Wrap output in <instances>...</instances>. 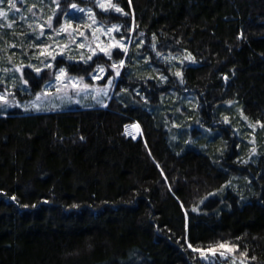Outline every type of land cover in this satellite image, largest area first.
<instances>
[{
  "label": "trees",
  "instance_id": "obj_1",
  "mask_svg": "<svg viewBox=\"0 0 264 264\" xmlns=\"http://www.w3.org/2000/svg\"><path fill=\"white\" fill-rule=\"evenodd\" d=\"M87 1L59 0L57 14ZM111 1L122 11L95 14L144 40L112 51L124 66L106 104L0 112V264H264V148L248 158L250 128L239 136L243 120L221 110L264 125V0ZM167 54L194 62L167 70ZM99 64L113 73L102 53L58 55L25 65L29 90L20 79L12 90L29 98L60 67L88 78Z\"/></svg>",
  "mask_w": 264,
  "mask_h": 264
},
{
  "label": "rangeland",
  "instance_id": "obj_2",
  "mask_svg": "<svg viewBox=\"0 0 264 264\" xmlns=\"http://www.w3.org/2000/svg\"><path fill=\"white\" fill-rule=\"evenodd\" d=\"M90 1H87L83 6L74 3L69 7L68 13L59 15L57 14L59 0H16L15 8L11 9L10 0H0V10L7 12V17H0V97H2L0 99V112H6L17 107L23 110L37 111L68 108L77 105L106 104L107 99L114 91L119 72L124 66V63L121 64L124 58L112 57V51L118 48L123 52L122 55L126 56L131 42L142 40V44L144 38L140 33L133 35L129 25L126 29H123L120 23H108L106 19L99 18L93 11V5L102 9L99 7V3L106 2V0ZM111 8L116 11L115 7ZM9 25L11 26L9 27ZM4 43H7L6 48L11 47L8 55H5ZM22 44L32 46V50L28 55L31 58V60H28L29 62H25L26 60L17 55L21 54L20 52L24 48ZM20 45L22 49L18 51L14 46ZM142 48L143 45L140 46L139 50L141 51ZM99 53L111 58V65H115V67L114 65L112 67V74L106 75L105 65L103 64H99L88 78L68 75L64 68L60 67L56 70L54 78L47 82L42 90L35 92L29 98L19 99L12 90L15 80L18 79L21 81V87L27 91L29 90L22 77V69L25 65H29L37 71V69L40 70L42 67L52 64L53 59L58 55H62L69 60L88 61L92 56ZM133 56L137 57L138 55L134 52ZM188 57L191 56L188 54H167L161 55L159 59L161 58L160 60L166 64L167 70L175 69L177 71L181 65L194 62L192 57L191 59ZM148 62V64L157 67V62L150 56ZM100 69H103V72ZM61 70L64 74L60 79H57ZM190 98L187 93L181 96L183 102H185V99L189 100ZM221 110L229 111V114L237 121L243 120L244 125H240L239 136H242L245 128H250L251 133L248 140L251 144V152L248 158L255 159L264 148V126L247 119L239 106L235 104L221 105ZM181 111L185 116L184 121L191 119L186 110ZM171 117L173 118L171 122L175 124L174 127L177 131H180L183 118L176 120L174 115ZM195 123L201 129L190 134L189 141L199 144L206 138V133L202 131L204 126L202 122L198 121V117ZM125 130L127 135L132 137H137L141 131L136 123L127 125ZM232 185L228 186H236ZM222 253L221 256L227 257L231 255V250L227 249ZM202 258L210 262V260L215 259V254H210L209 251L208 255L202 256Z\"/></svg>",
  "mask_w": 264,
  "mask_h": 264
},
{
  "label": "snow or ice",
  "instance_id": "obj_3",
  "mask_svg": "<svg viewBox=\"0 0 264 264\" xmlns=\"http://www.w3.org/2000/svg\"><path fill=\"white\" fill-rule=\"evenodd\" d=\"M15 6H16V0H10V9L11 8H15ZM73 7H75V5H73ZM99 7L100 8H102V9H107V8H111V7H115L116 8V11H122L119 7H116L115 5H113L112 3H111V0H106V2H101V3H99ZM0 17H7V12H5V11H2V10H0ZM51 19V18H50ZM11 25H9V27H10ZM62 31H63V29H62ZM189 59H191V57H188ZM123 63V61H121V64ZM114 67H115V65H114ZM37 71L39 72L40 70L39 69H37ZM100 71L101 72H103V69H100ZM63 70H61V73H60V75L59 76H57V79H60L62 76H63ZM178 75H179V73H178ZM85 87H87V86H85ZM0 99H2V97H0ZM38 99H39V97H38ZM35 106V105H34ZM262 126H264V125H262ZM189 247H191V245H189ZM219 247H221V248H223V247H226V245H219ZM229 250H231V249H229ZM223 254V253H222ZM243 255V254H242ZM253 259H255V257H253Z\"/></svg>",
  "mask_w": 264,
  "mask_h": 264
}]
</instances>
